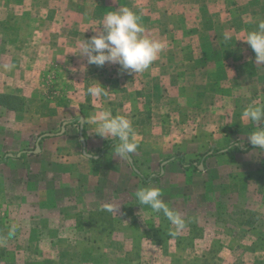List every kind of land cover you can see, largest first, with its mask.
<instances>
[{
	"label": "rangeland",
	"instance_id": "rangeland-1",
	"mask_svg": "<svg viewBox=\"0 0 264 264\" xmlns=\"http://www.w3.org/2000/svg\"><path fill=\"white\" fill-rule=\"evenodd\" d=\"M31 1L0 0V90L29 100L26 115L0 108V161L24 151L19 161L0 162V264H264V119L252 114L249 123L238 114L228 136L220 126L216 136H200L203 143L193 140L198 149L168 157L158 137L133 151V124L148 120L149 109L132 98V71L115 67L138 62L146 24L124 10L126 19L115 17V0H79L87 21L37 23L25 3ZM241 80L230 96H248ZM81 101L79 116L108 111L85 121L88 152L101 159L84 156L79 117L30 153L40 135L60 132L69 120L58 110L72 114ZM249 144L256 147L243 152ZM182 155L210 171L195 187L176 190L159 179L162 162Z\"/></svg>",
	"mask_w": 264,
	"mask_h": 264
},
{
	"label": "crops",
	"instance_id": "crops-1",
	"mask_svg": "<svg viewBox=\"0 0 264 264\" xmlns=\"http://www.w3.org/2000/svg\"><path fill=\"white\" fill-rule=\"evenodd\" d=\"M25 3L37 23L55 25L66 20V23L75 24L90 17L87 7L79 0H67L66 4L59 0ZM112 5L117 11L113 14L115 17L126 19L124 13H130L134 16L132 22L145 23L143 31L149 34L146 45L135 49L138 62L115 67L116 70L132 71L134 78L130 80L135 87L132 98H137L138 103L146 102L149 109L148 120L135 122L130 138L128 135L132 150L136 144L149 149L153 138L158 137L163 146L161 150L167 145L168 157L173 151L198 149L196 144L192 146L193 140L203 143L200 136H216L220 126L226 125L224 135L228 136L234 128L232 121H239L238 114H243L249 123H252V114L264 119V0H115ZM151 30L157 34H150ZM166 38L167 45H163L159 39ZM73 67H77L75 63ZM240 79L244 90L249 92L246 98L230 96L231 86L239 87ZM0 93L24 97L26 107L23 111H12L2 105L0 108L26 115L29 107L26 96L15 91L0 90ZM245 101L250 103L249 108L240 110L236 107L235 104ZM80 103L72 114H59V109L56 116L70 121L80 117L78 113L84 109L83 101ZM221 103H228V106L223 107ZM141 111L136 109L133 114L143 115ZM92 114H108V111H85L82 116L88 122ZM88 127L87 124L84 129L85 138ZM122 134L127 140V133ZM199 146L202 148V144ZM14 157L17 159L9 157L7 161H19L18 155ZM168 161L161 174L165 175L159 180L166 179L167 185L176 190L181 189L179 184L192 185L194 180L203 181L209 175V167L206 169L204 165L205 169L200 170L202 163L195 161L193 164L198 169L194 171L195 167L185 169L176 157ZM210 182L208 180L207 184Z\"/></svg>",
	"mask_w": 264,
	"mask_h": 264
},
{
	"label": "water",
	"instance_id": "water-1",
	"mask_svg": "<svg viewBox=\"0 0 264 264\" xmlns=\"http://www.w3.org/2000/svg\"><path fill=\"white\" fill-rule=\"evenodd\" d=\"M79 121H80V123H81V125H80V139H81V143H82V145H83V154H84L86 157L91 158V159H92V158H94V159H99V158H100L99 155H93V154L89 153L88 150H87V146H88V144H87V140H86L85 135H84V129H85V118H84L83 116H80V117H79ZM70 123H71L70 120H66V121H64V122H63V126H62V130H61L60 132H58V133L48 132V133H45V134L40 135L39 138H38V140H37L35 150H34V151H31L30 153L39 154V153L42 151L40 142H41L44 138L55 137V136L63 135V134L65 133L66 129H67V126H68ZM260 145H261V146H264V143H261ZM23 153H24V151H23V152H20V153L18 154V157H20ZM125 153L127 154V157H128V159H129V162H130L132 165H134V159H133L132 155L130 154V152H129V150H128V146L125 147ZM7 156H8V157H14L15 155H14L13 153H8ZM168 162H169V161L167 160V161H164V162L162 163V173L164 172L165 165H166ZM199 167H200V170H204V169H205V166H204L203 163L200 164ZM135 170L138 172V169L135 168Z\"/></svg>",
	"mask_w": 264,
	"mask_h": 264
},
{
	"label": "trees",
	"instance_id": "trees-1",
	"mask_svg": "<svg viewBox=\"0 0 264 264\" xmlns=\"http://www.w3.org/2000/svg\"><path fill=\"white\" fill-rule=\"evenodd\" d=\"M87 94H90V91H87ZM0 105L4 106V107H6V108H8L9 110H12V111H23L25 109V107H26V101H25L24 97H20V96H17V95L0 93ZM263 128H264V126H263ZM85 136H86V134H85ZM121 137L125 138V136L123 134L121 135ZM119 138H120V136L110 140L108 145L105 148H103L102 151L105 152L106 150L110 149L112 144L116 143ZM127 143H128V140H127ZM255 147H256V144H249L247 146V148L242 149V151L243 152H249ZM236 148L239 149L240 147L236 146ZM217 153H226V152L225 151H219ZM178 158L180 160L181 165L185 169H189L190 167L197 168V166H195L193 163L186 164L185 158L183 156L178 157ZM6 161H7V158H4L0 162H6ZM93 161H97V160L93 159ZM203 162H204V159H203ZM145 181L148 182L149 181L148 178H145Z\"/></svg>",
	"mask_w": 264,
	"mask_h": 264
}]
</instances>
